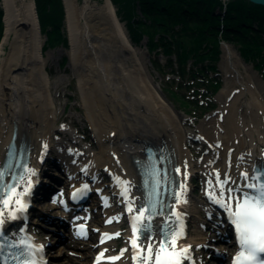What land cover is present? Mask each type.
Here are the masks:
<instances>
[{"label": "bare ground", "instance_id": "obj_1", "mask_svg": "<svg viewBox=\"0 0 264 264\" xmlns=\"http://www.w3.org/2000/svg\"><path fill=\"white\" fill-rule=\"evenodd\" d=\"M64 1L69 41L65 52L89 125L90 148L81 144L86 137L78 135L79 129L61 132L54 128V124L64 123L57 109L59 99L52 91L60 79L52 82L48 74L51 59L43 54L35 2L2 0L0 188L14 171L23 173V180L16 183L17 190L23 191L30 176L31 188L26 198L33 201L32 208L15 218L5 213L4 251L9 241L27 239L44 245L43 250H49L47 258L61 260L55 264H137L132 238L144 246L151 242L156 249L160 226L166 224L169 228L178 224L175 218L178 214L185 235L177 246H191L184 264H211L215 260L229 264L230 256L238 249L235 229L227 233L220 219L228 212L208 196V191L219 194L217 173L220 180L232 178L225 185L227 188L232 181L241 183L242 172L252 175L254 168L264 170V94L254 73L241 60L234 61V50L223 45L221 70L225 83L216 96L219 109L200 120L193 132L185 127L188 115L177 111L159 93L143 51L131 42L112 1L104 0L101 4L93 0ZM13 135L12 145L16 149L10 152ZM55 136L59 137L54 139ZM190 142L199 150L206 147L199 160H194ZM152 154L168 171L171 188L165 196L163 211L152 214V220L146 224L152 231L138 237L142 234L141 222H136L140 226L133 233V217L145 205L142 188L145 176H156L146 158ZM16 155L22 160L19 165L14 162ZM28 169L35 171L29 173ZM197 178L201 182L197 186L200 200L192 197L193 179ZM63 181L59 188L55 187ZM82 184H87L89 204L72 215L69 198ZM54 188L56 194L48 200L47 194ZM125 188L127 198L121 194ZM61 191L63 197L59 199ZM177 192L183 196L180 203L176 202ZM44 201L53 202L51 212L45 215L55 219L43 214L40 204ZM129 203L132 212L128 211ZM33 215L42 226H53L48 228L51 234L40 237L33 230L30 221ZM57 216L71 222L72 229L64 235L69 236L68 240H58L56 236L66 229V222L56 219ZM78 224L87 227L86 238L82 239L88 242L76 238L74 229ZM210 229L224 233L225 238L209 235ZM53 235L55 238L50 242ZM91 236L95 238L89 240ZM104 236L109 239L100 243ZM205 249H210L209 256L204 254ZM99 252L103 257L118 258L97 261Z\"/></svg>", "mask_w": 264, "mask_h": 264}, {"label": "trees", "instance_id": "obj_2", "mask_svg": "<svg viewBox=\"0 0 264 264\" xmlns=\"http://www.w3.org/2000/svg\"><path fill=\"white\" fill-rule=\"evenodd\" d=\"M111 1L128 12V16L123 17L128 19L127 30L131 36H135L133 41L137 42L146 36L151 52L161 48L165 53H170L174 46L172 52H177L180 63L193 57L196 58L193 59L194 64L204 61L212 63L202 67L208 69L218 60L220 42L225 41L239 44L244 58L260 59L259 68L264 64V6H256L245 0H228L225 5L222 0ZM35 2L37 11L39 5L46 10L47 20L50 22L51 30L46 32L48 45H65L67 39L61 30L64 20L62 0ZM135 10H139L141 16L136 15ZM2 16L0 8V41L3 35ZM39 22L41 25L40 19ZM179 41L181 43L178 44ZM208 70L215 71L213 67ZM201 71L198 68L191 76L195 77ZM207 84L210 90L206 91L211 94L219 87L216 78L207 79Z\"/></svg>", "mask_w": 264, "mask_h": 264}, {"label": "rangeland", "instance_id": "obj_3", "mask_svg": "<svg viewBox=\"0 0 264 264\" xmlns=\"http://www.w3.org/2000/svg\"><path fill=\"white\" fill-rule=\"evenodd\" d=\"M35 2V0H33ZM99 4L103 3L104 0H93ZM228 0H222L223 5L226 4ZM63 7H64V20H63V26L61 28L62 32H64V35L67 37V26H66V6L65 1L62 0ZM79 3H81V0H78ZM36 4V2H35ZM113 4V3H112ZM116 9V14L118 16L119 21L124 25L125 29L127 28L128 19H125L123 16L127 17L128 12H126L124 7H118L117 5H114ZM0 8L2 10V13L4 15V10L2 8V0H0ZM39 11V13H38ZM37 11L38 17L41 21L40 29L42 32V38H43V54L45 57L50 58L49 65H48V74L50 77V80L52 82L60 79L59 84L56 85L57 88H54L53 95L57 97V109L58 113L61 115L62 120L64 123L60 126L59 124H54V128H58L59 130H73L76 131L79 129L80 133H78L79 136L84 139L81 144L88 147V144H90L91 140L89 137V125L87 124V121L85 119L84 115V109L82 107L81 98L79 91L77 89V80L72 75V72L70 70L69 66V58L65 52L66 49L69 48V41L65 45L58 44L54 46L48 45L47 41V35L46 32L50 31V22L47 20V13L46 10L39 5V10ZM136 15H140L139 10H135ZM2 23H3V16H2ZM40 24V22H39ZM256 26V23H254ZM128 29V28H127ZM180 29V28H178ZM128 31V30H127ZM129 32V31H128ZM3 34H4V24H3ZM130 36L131 42H133V45L135 47H139L141 51H143L145 55V59L147 61V69L151 76L154 79V83L157 86V89L160 94H162L169 103L179 112L184 114H189L187 124L185 127H188L190 130L195 132V125H197L200 120H204L206 117L213 115L216 113L219 109V103L217 102L216 96L218 95L219 91L224 86V73L221 70V55H222V47L223 45H229L235 53V57L233 58L234 61L241 60L246 66H248L252 73H254L257 82L260 84V88L262 90V93L264 94V64L261 65L259 68L258 65L261 64L260 59L255 60H248L247 58H244L241 55V47L239 44H233V43H227L225 41L220 42L219 46V58L214 63V66L207 67L208 69L210 67H213L215 71L208 70L202 68L203 66L212 65V63H209L208 61H204L202 63L194 64L193 59L196 58L190 57L185 60L184 63H180L178 60L177 52L174 51V46L170 49V53H165L164 50L161 48L154 49L153 52L149 50L148 40L146 36H143L139 41H133L135 40V36ZM3 38V35H2ZM1 38V41H2ZM68 38V37H67ZM264 38V35H263ZM68 40V39H67ZM0 41V44H1ZM185 40H182L184 42ZM181 43V41L178 42V44ZM185 44V43H184ZM176 46V44H174ZM264 55V54H262ZM198 68H201V73L197 74L195 77L191 76V73L197 70ZM240 71L244 73L243 68H240ZM245 76V73L244 75ZM217 79L219 81V87L215 93L211 94L209 85L207 84V79ZM246 78V76H245ZM207 87V88H206ZM206 88V89H205ZM187 106V107H185ZM186 110H185V109ZM192 116V117H191ZM60 136V135H59ZM59 136H55L54 139H57ZM80 137V138H81ZM92 143V142H91ZM189 146L191 151L194 155V160H199L205 155L206 147L205 149H197V146L193 143H189ZM90 148V147H88ZM52 161V160H51ZM51 161L45 165V167L50 168ZM101 177L104 178L103 173L101 172ZM200 180L193 179V187L194 191L192 194L193 199L200 200L202 199L201 191L197 188V186H200ZM64 184V183H63ZM60 184H56L55 187L59 188ZM52 194L56 193V189H51L48 192L47 198L51 197ZM48 198V200H49ZM52 201H44L42 202L41 208H43V214H47L51 212L50 205H52ZM214 211V210H212ZM54 212V211H53ZM98 212V211H97ZM214 213V212H213ZM98 214V213H97ZM99 215V214H98ZM48 219H55L52 216H47ZM61 217V216H60ZM31 223H33V230L40 236L51 234V230H48V228H51L53 226L51 225H41L43 224L40 219L33 215L31 216ZM37 223H36V222ZM36 223V224H35ZM47 229V230H46ZM207 233L211 236H216V232L213 231V229L207 230ZM91 239H94L95 236H91ZM54 239V236L49 239L50 242H52ZM79 242H88V241H79ZM121 242L118 241V248L120 249ZM60 249V247L57 249V251ZM213 250V249H212ZM210 251V249H209ZM208 250L205 249L204 254L210 255ZM75 253V252H74ZM61 260L53 259V262L51 264L60 263ZM67 264H76L72 262H68ZM211 264H219L217 261L211 262Z\"/></svg>", "mask_w": 264, "mask_h": 264}, {"label": "snow or ice", "instance_id": "obj_4", "mask_svg": "<svg viewBox=\"0 0 264 264\" xmlns=\"http://www.w3.org/2000/svg\"><path fill=\"white\" fill-rule=\"evenodd\" d=\"M47 147V145H45ZM71 151V150H70ZM29 173L34 172V169H28ZM178 171V170H177ZM0 175H3L2 166H0ZM119 181V178H116ZM218 181L219 194L214 191H208V196L213 198L215 203L220 204L228 212L231 224L235 229V239L238 246L232 264H264V170L253 169V174L248 172L241 173V183L237 184L232 181L230 187L225 188V185L231 181L228 176L225 180H220L219 173L216 177ZM23 180V176L20 177ZM31 177L29 182L24 184L23 191L17 190V184L5 183L0 188V253L4 252L6 235L3 230L5 213L15 218L19 213H22L27 208L26 193L31 188ZM127 185V182H123ZM81 187L87 188V185ZM185 187L181 185V188ZM213 188L212 181H209V189ZM122 195L127 198L126 188L122 190ZM76 193H73L75 198ZM183 196L180 192L176 193V202L180 203ZM14 204L15 207H9ZM149 206L144 205L139 208L136 215L133 217V233L137 232L136 222H141V233L147 234L152 231L146 227L148 221L152 220V215H147L145 219V212L148 211ZM128 211H133L131 203L128 204ZM178 224H174L168 228L165 233L161 231L162 239L159 241L156 249L153 244L149 242L146 246L137 242L134 237L131 240L134 248L133 258L137 260V264H184V259L187 256L190 245L184 244L178 247V243L185 235L183 231V221L180 220L179 215H176ZM81 229L83 225L79 226ZM22 231V229H21ZM84 235V231L79 233ZM13 244L23 245V250L17 255L11 256L13 264H42L39 259L40 253L36 251L37 248L43 249L44 245H36L30 243L27 239L19 241H9L7 247H13ZM115 260L118 257L107 256L103 257L102 253H98L96 260L100 259ZM0 260L3 264H7V259L0 255Z\"/></svg>", "mask_w": 264, "mask_h": 264}, {"label": "water", "instance_id": "obj_5", "mask_svg": "<svg viewBox=\"0 0 264 264\" xmlns=\"http://www.w3.org/2000/svg\"><path fill=\"white\" fill-rule=\"evenodd\" d=\"M256 6H264V0H245Z\"/></svg>", "mask_w": 264, "mask_h": 264}]
</instances>
